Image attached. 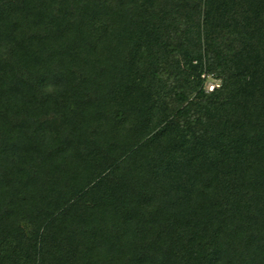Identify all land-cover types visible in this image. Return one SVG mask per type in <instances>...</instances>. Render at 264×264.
<instances>
[{
    "label": "trees",
    "instance_id": "16d2710c",
    "mask_svg": "<svg viewBox=\"0 0 264 264\" xmlns=\"http://www.w3.org/2000/svg\"><path fill=\"white\" fill-rule=\"evenodd\" d=\"M0 264H264V0H0Z\"/></svg>",
    "mask_w": 264,
    "mask_h": 264
},
{
    "label": "rangeland",
    "instance_id": "374dc122",
    "mask_svg": "<svg viewBox=\"0 0 264 264\" xmlns=\"http://www.w3.org/2000/svg\"><path fill=\"white\" fill-rule=\"evenodd\" d=\"M219 84V81H216V80H208L206 85H205V88L207 91H212V89H214L215 87H217Z\"/></svg>",
    "mask_w": 264,
    "mask_h": 264
}]
</instances>
